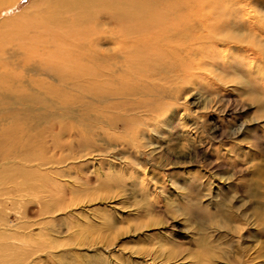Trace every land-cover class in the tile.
I'll return each mask as SVG.
<instances>
[{
    "label": "rangeland",
    "instance_id": "1",
    "mask_svg": "<svg viewBox=\"0 0 264 264\" xmlns=\"http://www.w3.org/2000/svg\"><path fill=\"white\" fill-rule=\"evenodd\" d=\"M43 7L16 0L0 13L11 19L15 56L32 68L56 58L24 56L27 44L37 47L46 40L21 28ZM215 58L224 62L218 54ZM209 62V71L189 75L175 89L178 95L165 110L170 113L155 119L160 125L151 121L132 142L131 130L112 131L109 145L97 139L96 149L51 169L62 171L55 178L64 209L41 214L42 196L31 190L7 195L0 202L5 252L19 264H264V83H252L244 70L235 73ZM25 69L12 72L28 78ZM234 69L239 71L238 64ZM224 75L239 80L238 90L223 83ZM214 83L221 97L233 99L224 114L222 107L209 111L218 95ZM210 136L215 148L197 144ZM151 202L153 216H144ZM107 218L116 226L114 233L103 224Z\"/></svg>",
    "mask_w": 264,
    "mask_h": 264
},
{
    "label": "bare ground",
    "instance_id": "2",
    "mask_svg": "<svg viewBox=\"0 0 264 264\" xmlns=\"http://www.w3.org/2000/svg\"><path fill=\"white\" fill-rule=\"evenodd\" d=\"M11 2L0 0V13L16 4ZM35 2H42L43 9L34 22L21 28L39 36L40 42L46 39L37 47L27 44L24 56L56 57L44 59L41 66L32 68L25 59H17L11 19L0 14V196L4 197L0 202L31 190L42 196L41 214L67 207L56 181L62 171L51 169L96 149L97 139L109 145L111 132L117 129L131 130L128 137L135 140L151 121L163 119L175 89L189 75L209 71L210 59L216 67L221 65L216 54L230 70H244L252 83H264V12L260 11L264 0ZM237 64L239 71L234 69ZM12 68H27L28 78L15 76ZM224 79L225 85L233 83L232 89L238 90L239 80L230 75ZM212 85L215 91L209 89L218 95L209 111L222 107L224 114L233 99L221 97L222 89ZM65 137L73 141L64 142ZM211 140L215 139L210 136L197 144L215 148ZM58 152L68 154L55 158ZM152 203L144 216L153 214ZM103 224L114 233L113 220L107 218ZM5 251L0 246V264H19L13 253Z\"/></svg>",
    "mask_w": 264,
    "mask_h": 264
}]
</instances>
